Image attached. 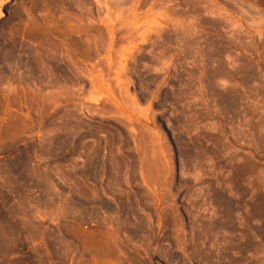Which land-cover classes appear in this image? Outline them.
I'll use <instances>...</instances> for the list:
<instances>
[{"label": "rangeland", "instance_id": "374dc122", "mask_svg": "<svg viewBox=\"0 0 264 264\" xmlns=\"http://www.w3.org/2000/svg\"><path fill=\"white\" fill-rule=\"evenodd\" d=\"M69 2L0 0V264H264V0H141L112 99Z\"/></svg>", "mask_w": 264, "mask_h": 264}, {"label": "bare ground", "instance_id": "6f19581e", "mask_svg": "<svg viewBox=\"0 0 264 264\" xmlns=\"http://www.w3.org/2000/svg\"><path fill=\"white\" fill-rule=\"evenodd\" d=\"M70 2L69 3H66L68 6H69V8H68V10H69V12L71 13V17L74 15V17H76L77 19H76V21H75V23L77 22L78 23V25L77 24H75V25H77V32H78V34H80V37H77L74 41H72V43L74 44L75 43V46H77V47H79V55H80V58H81V61L83 62V63H85L86 64V62H89V63H94V65H92L91 67H92V69H91V67H90V69L91 70H93L91 73H89V76H90V74H92L93 75V77H92V81H91V79H90V77H89V79H90V81L92 82L91 83V88H90V90H88L89 89V87H87L86 88V84H84V83H86V82H82V87L81 88H79V89H84V88H86V89H82L81 91H85V90H88V91H91V89H92V91H93V93H95L96 95H98V96H100V98L102 99V97L103 96H105V98H110V99H112V92L114 91V86H113V82H112V79L110 78V75H111V69L114 67H112L111 68V66H112V64H113V59H116L117 57H116V54L118 53V51H117V53L115 54V49H116V43H117V40H115V33L116 34H118L117 33V31L118 30H122V33H123V30H125L126 28H128V27H125V26H132V29H139V27H142V28H145V29H157V28H159V27H161L162 26V23H159V21L157 20V19H155V18H153V19H145V17H142V18H139V17H137L138 16V12L140 11V4H142L141 3V0H136L135 1V4L133 5V7L131 8V9H129V11H130V14L133 16V17H131L130 19H126L125 18V2L123 1V0H118V2L117 3H113L112 2V0H69ZM147 1V0H146ZM52 2V1H51ZM63 2V1H62ZM127 3V2H126ZM65 6V5H64ZM47 8H50V7H48L47 6ZM129 8V7H128ZM127 8V9H128ZM65 9H67V8H65ZM51 13V12H50ZM65 13H66V11H65ZM73 14V15H72ZM50 16V15H49ZM66 17H69V13H67V16ZM74 17H73V19H74ZM67 19H70V18H66L65 20H67ZM72 19V18H71ZM70 19V20H71ZM71 20V21H73V23H74V20ZM58 22V21H57ZM70 22V21H69ZM46 23V22H45ZM52 27L54 26L53 25V20H52ZM50 23V24H51ZM72 23V22H71ZM73 23L71 24V25H73ZM44 24V23H43ZM61 24V23H60ZM75 25H73L74 26V28H75ZM66 26H70V25H66ZM73 26H70L71 27V29H72V27ZM27 27V26H26ZM49 27H51V26H49ZM48 27V28H49ZM38 28V27H37ZM37 28H36V30H37ZM43 28V27H42ZM54 28H55V26H54ZM67 28H69V27H67ZM44 29H46V28H44ZM53 29V28H52ZM56 29V28H55ZM160 29V28H159ZM48 30V31H47ZM47 30H45V32L44 33H46V32H49V34L50 33H52L51 31H50V29H47ZM66 30V29H65ZM67 30H69V29H67ZM66 30V31H67ZM73 30V29H72ZM72 30H70L71 32V34H72ZM74 30H76V28L74 29ZM129 30V29H128ZM130 30H131V28H130ZM33 31H35V30H33ZM39 31H42V30H40L39 29ZM92 31H95V32H97L98 33V37H99V35H100V39H102V43H103V47L102 46H100V47H102L101 49H100V47H98V45L101 43H99V42H97L98 44L96 45V48H98L97 50H93V48H92V41L93 40H95V38L92 40L91 39V37H92V35L90 36V35H88V34H85V33H89V32H91L92 33ZM139 31V30H138ZM75 32V31H74ZM39 33V32H38ZM64 34H65V31L63 32ZM67 33V32H66ZM76 33V32H75ZM163 33V32H162ZM52 34H54V36H55V34L56 33H52ZM52 34H50V36L52 37ZM74 34V33H73ZM72 34V35H73ZM83 34H85L84 35V37H82L83 36ZM96 34V33H95ZM66 35V34H65ZM64 35V36H65ZM67 35H69V34H67ZM71 35V36H72ZM97 35V34H96ZM119 35V34H118ZM117 35V36H118ZM53 36V37H54ZM75 36V35H74ZM147 36V35H146ZM46 37H47V34H46ZM65 39H66V37H64ZM75 38V37H74ZM121 38V37H120ZM143 38H144V36H143ZM71 39H73V38H71ZM123 39V38H122ZM67 40H69V39H67ZM120 40V39H119ZM101 41V40H100ZM121 41V40H120ZM122 41H124V40H122ZM121 41V42H122ZM46 42V41H45ZM53 42V41H52ZM94 42V41H93ZM95 42H96V40H95ZM50 43V42H49ZM56 43H57V41H56ZM102 43H101V45H102ZM125 43V42H124ZM46 44H48V43H46ZM52 44V43H51ZM50 45V44H49ZM118 46H119V44H117ZM51 46V45H50ZM54 46V45H53ZM95 48V49H96ZM138 48V47H137ZM49 49V48H48ZM54 49V48H53ZM119 50H120V48H119ZM115 54V55H114ZM78 55V56H79ZM112 55H114V57H112ZM118 55V54H117ZM153 55V54H152ZM76 58H78L77 56H76ZM79 58V59H80ZM78 59V60H79ZM119 59V60H118ZM127 59V57H125V46H123V48L121 49V52H120V54H119V58H117L116 59V63H114V64H118V66H117V69H118V71H117V75H118V77H117V79H119V74H120V72L121 71H125V60ZM76 60V59H75ZM117 60H118V63H117ZM128 60V59H127ZM80 61V62H81ZM85 61V62H84ZM106 61V62H105ZM78 62V61H77ZM81 62V63H82ZM104 63V64H103ZM108 63V64H107ZM103 64V65H102ZM106 64V65H105ZM113 64V65H114ZM77 65H79L80 66V63H77ZM108 65H109V67L111 68L110 69V74H105L104 75V71H103V69H105V73L106 72H108L107 71V68H108ZM82 66H84L83 64H81V68H82ZM105 66H107V68H105ZM75 67V66H74ZM87 66H85V68H86ZM85 68L83 69L84 71H85ZM89 69V68H88ZM87 70V69H86ZM90 70V71H91ZM80 72V70H78V68H77V72ZM82 71V70H81ZM113 71V70H112ZM76 72V73H77ZM78 72V73H79ZM108 72V73H109ZM113 72H115V71H113ZM84 73V72H83ZM82 73V74H83ZM124 75H125V73L124 72H122ZM86 74V73H85ZM84 74V75H85ZM87 74H88V72H87ZM78 75V74H77ZM81 75V74H80ZM113 75V74H112ZM115 75V74H114ZM87 77V78H88ZM80 79V78H79ZM83 80V79H82ZM81 80V81H82ZM67 84V83H66ZM65 84V85H66ZM69 84H71V83H69ZM73 84V83H72ZM115 84V83H114ZM122 85V84H121ZM67 86V85H66ZM71 86V85H70ZM77 86V85H76ZM60 89V88H59ZM67 89H69V87H67ZM70 89H71V87H70ZM118 90V89H117ZM67 91V90H66ZM87 91V92H88ZM91 91V92H92ZM50 93V92H49ZM65 93V92H64ZM67 93H70V92H67ZM89 93V92H88ZM58 95V94H57ZM66 95V94H65ZM71 96H72V93H71ZM78 96V95H77ZM60 97H62V95H60ZM67 96H65V98H66ZM74 97V96H73ZM53 99H54V97H52ZM83 98H84V96H83ZM99 98V100H101ZM113 98H114V95H113ZM49 99V98H48ZM56 99V98H55ZM69 99H70V97H69ZM72 99V98H71ZM74 99H76V98H74ZM73 99V101H75ZM79 99V98H78ZM115 99V98H114ZM56 100H58V99H56ZM66 100H67V98H66ZM104 100V99H103ZM58 101H60L61 103L63 102V100H61V98H60V100H58ZM71 101V100H70ZM69 101V102H70ZM72 101V102H73ZM79 101V100H78ZM86 101V100H85ZM104 101H106V100H104ZM54 102H57V101H53V104H54ZM60 102H57V105H58V103H60ZM71 102V103H72ZM52 103V102H51ZM74 103V102H73ZM79 103H81V101L79 102ZM82 103H83V101H82ZM88 104L87 102H84L83 104ZM102 103V102H101ZM107 103V102H106ZM109 103V102H108ZM53 104H52V106H53ZM66 104H67V102H66ZM70 104V103H69ZM75 104H77L78 105V103L75 101ZM74 104V106L76 107V105ZM85 104V105H86ZM36 105V104H35ZM49 105H51V104H49ZM63 105V104H62ZM61 105V106H62ZM64 105H65V103H64ZM71 105H73V104H71ZM55 106H56V104H55ZM70 106V105H69ZM73 106V107H74ZM86 106H89V105H86ZM90 106H93V105H90ZM89 106V108H91ZM112 106V105H111ZM58 107V106H57ZM60 107V106H59ZM58 107V108H59ZM65 107H67V106H65ZM70 107H72V106H70ZM70 107L69 108H67V109H69L70 110ZM73 107H72V109H73ZM79 107H80V104H79ZM78 106H77V108L81 111V113H82V109H80ZM83 107H84V105H83ZM113 107V106H112ZM85 108V107H84ZM88 108V107H87ZM86 108V109H87ZM94 107H92V109H93ZM102 108V107H101ZM106 111H105V113H107V114H104V116L105 115H108L110 112H112L113 113V109L110 107V106H108V105H106V104H104V107H103ZM109 108H111L112 109V111H111V109H109ZM50 109V108H49ZM66 109V111H69V110H67ZM95 109H96V107H95ZM136 109V108H135ZM56 110H58L57 108H56ZM63 110H65V108L63 107ZM77 110V109H76ZM76 110H74L75 112H78V111H76ZM85 110V109H84ZM88 110V109H87ZM97 110L99 111V109L97 108ZM96 110V111H97ZM107 110L109 111V112H107ZM116 110H118V109H116ZM61 111V110H60ZM71 111H73V110H71ZM71 111L70 112H67V114L68 113H71ZM73 111V112H74ZM86 111V110H85ZM85 111H84V113L83 114H81L80 112H78V113H80V114H77L76 116L77 117H83V115L85 114ZM91 112L93 111V110H90ZM95 110H94V112H96ZM102 111H104V110H102ZM139 111V110H138ZM48 112H49V115H50V111L48 110ZM64 112V111H63ZM63 112H62V115L60 114V116H58V117H60L61 118V116H62V118H63V116L65 115H63ZM72 112V113H73ZM74 112V113H75ZM87 112V111H86ZM121 112V111H120ZM65 113V112H64ZM74 113H73V117H74ZM97 113H99V114H101V112H97ZM104 113V112H103ZM115 113H118V112H115ZM66 114V115H67ZM76 114V113H75ZM93 115H94V113H92ZM91 114V115H92ZM98 114V115H99ZM111 114V113H110ZM109 114V115H110ZM119 114V113H118ZM124 114V113H123ZM48 115V114H47ZM54 115V114H53ZM79 115V116H78ZM81 115V116H80ZM86 116V115H85ZM55 117H57L56 115H55ZM57 117V119H60V118H58ZM119 117V116H118ZM121 117V116H120ZM93 118H94V116H93ZM103 119H104V117H102ZM110 118V117H109ZM112 118V117H111ZM116 118V117H115ZM122 118V117H121ZM75 119V118H74ZM78 119V118H77ZM83 119V118H82ZM96 119V118H95ZM106 119V118H105ZM119 119V118H118ZM122 119H126V118H122ZM121 119V120H122ZM133 119V118H132ZM80 120V118L78 119V121ZM99 120L101 121V119L99 118ZM107 120V119H106ZM117 120V119H116ZM120 120V119H119ZM118 121L117 120V122H107L108 124H109V126L107 125V123H105L106 125H104L103 123H102V125L103 126H105L106 128H107V130H111L112 128H113V130H117V132H118V134H120L121 135V133H122V135L124 134L125 135V130H124V127H123V125H124V123L123 122H125V121ZM110 121V120H109ZM114 121V120H113ZM104 122H106V121H104ZM136 122V121H135ZM134 122V123H135ZM78 123V122H77ZM99 123V122H98ZM128 123V122H127ZM142 123V122H141ZM101 125V127H103ZM135 125V124H134ZM136 125H138V123L136 124ZM67 126V125H66ZM65 126V127H66ZM110 127L111 129H108V127ZM124 126H127V125H124ZM129 126V125H128ZM145 126V125H144ZM92 127V126H91ZM99 127V126H98ZM97 127V128H98ZM146 127V126H145ZM64 128V127H63ZM106 128H105V130H106ZM94 129V128H93ZM100 129V128H99ZM143 129V128H142ZM145 129V128H144ZM81 130V129H80ZM104 130V131H105ZM86 131V130H85ZM98 131V130H97ZM112 131V130H111ZM111 131L109 132V133H111ZM120 131V132H119ZM130 131H131V129H130ZM113 132V131H112ZM102 133V132H101ZM107 133H108V131H107ZM116 133V132H115ZM132 134H134V133H132ZM112 135V134H111ZM121 135V137H123ZM101 136V135H100ZM104 136V135H103ZM106 136V135H105ZM126 136V135H125ZM125 136L123 137L124 138V140H125ZM128 136V135H127ZM138 136V135H137ZM94 137V136H93ZM92 137V138H93ZM120 137V138H121ZM132 137V136H131ZM150 137V136H149ZM96 138V137H95ZM123 138H121L122 140H123ZM120 139V140H121ZM72 141V140H71ZM91 141V140H90ZM102 141V140H101ZM113 141V140H112ZM84 142V141H83ZM108 142V141H107ZM122 142V141H121ZM86 143V142H85ZM120 143V142H119ZM92 147V146H91ZM106 147V146H105ZM97 149H99V148H97ZM106 150V149H105ZM87 151V150H86ZM97 151V150H96ZM112 151V150H111ZM95 152V151H94ZM89 153V152H88ZM113 154V153H112ZM95 155V154H94ZM85 160V159H84ZM93 161V160H92ZM79 165V164H78ZM81 165H83V164H81ZM84 167V166H83ZM82 167V168H83ZM153 168V167H152ZM88 169V168H87ZM92 170V169H91ZM84 171V170H83ZM81 180V179H80ZM112 184V183H111ZM123 189V188H122ZM97 192V191H96ZM95 244H99V242L98 243H94V246H95ZM101 244H99V246H100ZM106 246V245H105ZM104 246V247H105ZM96 247V249H98L97 248V246H95ZM102 247H103V245H102ZM108 250V249H107Z\"/></svg>", "mask_w": 264, "mask_h": 264}]
</instances>
